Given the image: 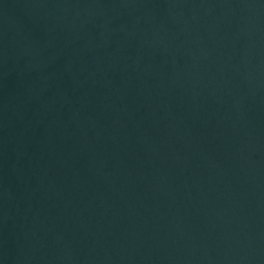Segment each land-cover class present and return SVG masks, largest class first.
<instances>
[{
	"label": "water",
	"instance_id": "water-1",
	"mask_svg": "<svg viewBox=\"0 0 264 264\" xmlns=\"http://www.w3.org/2000/svg\"><path fill=\"white\" fill-rule=\"evenodd\" d=\"M0 264H264V0H0Z\"/></svg>",
	"mask_w": 264,
	"mask_h": 264
}]
</instances>
